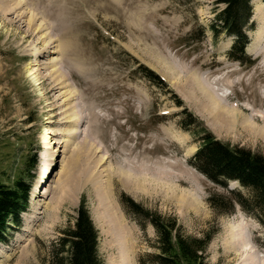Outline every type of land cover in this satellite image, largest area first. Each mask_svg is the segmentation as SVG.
Instances as JSON below:
<instances>
[{
  "label": "rangeland",
  "instance_id": "1",
  "mask_svg": "<svg viewBox=\"0 0 264 264\" xmlns=\"http://www.w3.org/2000/svg\"><path fill=\"white\" fill-rule=\"evenodd\" d=\"M14 1L0 0V184L22 181L30 194L20 225L0 243V264H56V242L81 197L104 264H152L157 252L155 229L129 200L176 219L186 236L214 232L208 264H264V226L238 205L217 213L208 203L227 190L247 193L196 171L197 138L180 127L186 109L219 141L264 154V140L245 125L264 126V0H251L242 61L228 56L232 37L210 31L222 8L215 0H21L23 13ZM168 185L196 201L181 207ZM105 203L134 231L133 262L118 251ZM229 229L248 231L244 254L224 251Z\"/></svg>",
  "mask_w": 264,
  "mask_h": 264
},
{
  "label": "trees",
  "instance_id": "2",
  "mask_svg": "<svg viewBox=\"0 0 264 264\" xmlns=\"http://www.w3.org/2000/svg\"><path fill=\"white\" fill-rule=\"evenodd\" d=\"M219 5L222 8L215 14L210 31L215 39L220 34L232 37L234 42L228 56L234 58L239 53L236 59L242 61L249 43L246 31L254 29L251 0H215V6ZM141 68L145 78L165 85L153 71ZM176 105H181L178 98ZM182 116L180 127L195 136L198 144L189 164L214 184L226 188L228 182H237L247 193L227 190L226 195H210V207L217 213H229L238 205L264 226V154L219 141L186 109ZM191 125L199 126V132L191 131ZM29 194L30 186L22 181H16L12 188L0 184V243L5 241L10 228L20 225V214L26 208ZM129 205L136 213L143 211L142 216L156 231L157 252L149 256L152 264H208L207 248L214 232L203 237L186 236L176 219L151 214L131 200ZM56 247L53 259L56 258V264L62 263V254L66 255V264H104L98 255V231L83 197L76 209L73 227L63 232Z\"/></svg>",
  "mask_w": 264,
  "mask_h": 264
},
{
  "label": "bare ground",
  "instance_id": "3",
  "mask_svg": "<svg viewBox=\"0 0 264 264\" xmlns=\"http://www.w3.org/2000/svg\"><path fill=\"white\" fill-rule=\"evenodd\" d=\"M14 2L15 3L13 5H14L15 10L21 9L23 7V5L21 4V0H15ZM23 8H22L21 13H23L25 10ZM256 8L257 7L255 5L254 9L256 10ZM35 52H36L35 55L40 54V50L38 48L35 49ZM33 75H34V73L32 72V70H30L28 76L32 77ZM245 125H246V130L250 131L253 136L261 137L264 140V126L261 128H257L256 124L252 123L250 121H247L245 123ZM73 128H74V124L71 127H69L70 130ZM45 132L41 133V135L43 137H44V135L49 134V131L47 129H45ZM65 141H66V139H62L61 143L63 144ZM58 176L59 177L61 176V171L60 172L58 171L55 174L56 178ZM127 177L129 178V176H127ZM128 178L124 180L125 183H127ZM158 183H160V182H158ZM166 187L168 189V193L169 192L171 193L170 194L171 198L174 199L179 205H181V207L188 208L191 206V204H193L196 201L195 195L190 193V192L179 189L175 185H171V186L168 185ZM160 188H161V186H160ZM35 189L37 190L38 187L36 186ZM105 206H106L105 212L107 214L106 216L108 217V219L110 221L109 223H110V226L112 227L111 228L113 230L112 234H114V237L116 239L115 241H117L118 251L120 253H122V256H124L125 258H128L130 255L131 260L133 262L135 260V257H136V248H135L136 239L133 236L134 231H132V228L126 223L123 216L120 215V213L118 211H116V209L114 207L112 208L111 203H108V204L105 203ZM37 214H42V212L40 211ZM230 232H231V234H229L228 236H225L223 239L222 247H223L224 251L233 252V253H236V255L241 254L242 252L244 254V252H246V247L249 244V237H248V233H247L248 231L245 232L242 229H233V230H230ZM245 254H247V253H245ZM235 260H236V258H235ZM126 262H127V264H129L127 259H126ZM240 264H257V262H255L254 259H252V258L248 259L247 257H244V258H241Z\"/></svg>",
  "mask_w": 264,
  "mask_h": 264
}]
</instances>
